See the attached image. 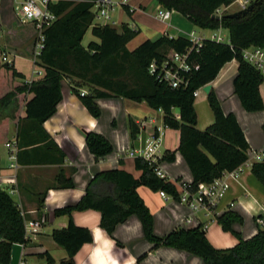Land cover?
Here are the masks:
<instances>
[{"label": "trees", "instance_id": "obj_1", "mask_svg": "<svg viewBox=\"0 0 264 264\" xmlns=\"http://www.w3.org/2000/svg\"><path fill=\"white\" fill-rule=\"evenodd\" d=\"M95 1L58 0L49 6L57 20L44 31V48L37 63L44 70L41 79L24 82L13 65H0V143L7 140L8 116L1 115L2 109H13L16 114L19 106L24 104L25 120L30 122L32 130L41 132L42 124L55 113L62 99V81L66 80L71 92L94 118L100 115L96 100L104 98L144 102L154 110H161L163 125L179 130L177 150L192 175L191 192H195L199 184H210L223 173L242 166L248 160L249 145L235 116L224 114L217 96L211 91L207 101L214 122L203 131L198 130L194 95L212 82L226 63L236 60L234 94L246 112L264 110L259 91L264 77L242 56V52L250 48L264 49V0L251 1L252 9L235 18L226 17L227 13L221 16L216 13L235 0H156L161 7L183 15L195 27L228 32L227 42L205 38L198 51H191L189 59L198 68L185 74L186 83L177 88L150 75L148 68L151 62L163 63L171 51L185 52L191 46L189 40L162 35L154 41L146 40L130 51L126 45L138 35V30L126 24L119 30L111 25H94L92 9ZM88 29L98 41H91L84 47L82 40ZM81 90H86V94L81 96ZM29 94L32 97L26 100ZM174 108L179 110V120L172 113ZM262 128L264 130V124ZM130 130V137L134 140L138 129L132 121ZM84 137L88 150L96 159L112 152L111 144L102 135L84 132ZM162 160L172 162L174 153H166ZM135 168L141 171L138 179L123 170L101 171L91 179L77 203L54 210L55 217L67 216L69 219L66 228L51 233L54 242L67 254L61 264H74L73 258L78 250L92 241L90 231L75 226L71 219L73 212L86 210L100 214V227L108 235L116 225L136 216L152 249L171 247L183 250L200 257L204 264H264V230L259 229L254 236L243 240L233 230L235 224H242V218L230 210L215 220L224 232L238 239V244L231 249L213 248L202 226L193 229L177 227L164 236H156L152 214L137 189L143 186L152 191H165L174 200H178V193L173 184L156 175L155 165L135 158ZM251 173L264 187V158L252 164ZM58 179L63 188L73 187L71 178ZM24 221L11 196L0 189L1 264L9 263L13 243L26 244ZM41 258L47 264L54 263L48 253H43Z\"/></svg>", "mask_w": 264, "mask_h": 264}, {"label": "crops", "instance_id": "obj_2", "mask_svg": "<svg viewBox=\"0 0 264 264\" xmlns=\"http://www.w3.org/2000/svg\"><path fill=\"white\" fill-rule=\"evenodd\" d=\"M244 1L235 0L220 10H228L234 5V11L229 14L238 12L242 10ZM20 2L0 0V65H13L24 82L36 81L32 75L31 55L35 34L31 24L19 21L17 9ZM111 2L114 5L109 11L110 23L107 24L118 30L123 24L138 30V35L126 45L130 51L144 41H154L162 35L187 38L194 32L191 29L195 26L176 11H173L169 21L158 20L156 11L161 6L156 0ZM127 14L131 16V23ZM93 24L99 23L94 21ZM198 36L209 38L212 35ZM237 69L236 60L226 63L212 82L196 91V128L203 131L214 122L207 101L208 94L213 91L224 114H233L242 129L249 145L248 160L236 170L235 179L229 173H223L220 180L228 182L229 188L208 208L192 211L165 191L166 197H162L161 190L139 187L137 193L152 214L156 236H164L177 227L193 229L202 226L213 248L231 249L238 244V239L224 232L215 220L229 210L242 218V224H235L233 230L243 240L262 229L256 223V218L264 221V187L252 175L251 167L258 162L254 154L264 150V110L249 113L242 108L233 89ZM81 91L86 93V90ZM259 91L264 103V80ZM61 95L55 113L42 124L41 132L32 130L30 122L25 120L24 104L19 106L16 114L13 109L1 110L2 116H8V122L7 140L0 143V176L13 179V183L3 185L2 189L11 196L25 220L36 221L46 217L45 223L27 239L26 244L11 245L8 264H47L41 258L43 253L50 255L53 264H61L67 254L54 242L51 233L66 228L69 219L67 216L55 217L54 210L77 203L88 183L101 171L123 170L138 179L141 171L135 168V158H140L142 151L151 143L156 145L154 159L166 177L164 181L173 184L179 195L184 191L183 185L190 189L192 175L177 150L179 130L163 125L161 110H154L144 102L104 98L96 100L100 115L94 118L71 92L66 80L62 81ZM31 97V94L27 95L26 100ZM172 113L179 120V110L174 108ZM130 121L138 129L134 140L130 137ZM84 132L102 135L111 144L112 152L96 159L86 146ZM6 143L16 145V168L10 167L8 156L11 151ZM166 153H174L172 162L162 160ZM59 177L71 178L73 187L63 188ZM10 190L13 192L10 193ZM71 219L75 226L88 229L92 238L75 254L74 264H112L113 260L116 264H204L200 257L183 250L171 247L152 249L136 216H130L125 222L116 225L111 235L100 227V214L97 211H75Z\"/></svg>", "mask_w": 264, "mask_h": 264}, {"label": "built area", "instance_id": "obj_3", "mask_svg": "<svg viewBox=\"0 0 264 264\" xmlns=\"http://www.w3.org/2000/svg\"><path fill=\"white\" fill-rule=\"evenodd\" d=\"M58 0H21L17 9V15L19 21L22 23L32 24L35 30L33 54H32V66H33V80H39L44 76V70L38 66L39 56L44 48L45 36L44 31L51 26L56 20L57 16L49 10L51 4L56 3ZM126 1V0H124ZM253 0H246L242 3V9H245ZM113 2L111 0H96L92 9L94 15V21H101L98 25H108L110 20L109 11L113 9ZM173 10H168L160 7L156 11V18L162 22L169 21ZM217 14L220 10L216 11ZM187 39L191 43L189 49L185 52L178 53L171 51L165 61L158 65L156 62H151L148 68L150 75L156 76L159 80L166 82L170 87L177 88L179 85L186 83L185 74L196 70L198 66L191 62L189 55L192 50L198 51L201 48L205 37H200L194 32H191ZM208 39L216 42H227L220 35H212ZM242 56L245 61L253 65L264 76V49L254 48L251 51L244 50ZM28 81L27 83H31ZM196 93V92H195ZM86 93L81 91L80 95L83 96ZM6 147L11 151L8 160L11 162L10 167L16 168V145L15 143H6ZM156 145H148L141 153L142 159L149 163V165H155L156 175L165 180L166 177L157 166L154 154ZM133 156V153H130ZM264 158V150L255 153L254 159L260 162ZM246 163V162H245ZM229 176L232 179L236 178V170L229 172ZM222 177V176H221ZM220 177V178H221ZM220 178L214 180L210 184H199L195 192H191L188 186L183 185L184 191L181 195L178 194V202L187 205L192 211L200 208H208L216 203V201L223 195V193L229 188V184L226 181H221ZM13 183V179H5L0 176V189L3 185ZM10 193L13 191L10 190ZM162 197H166L164 191H160ZM46 221L45 217L36 221H24L25 238L29 239L38 232L41 225ZM256 223L264 230V221L261 218H256ZM24 264V263H22Z\"/></svg>", "mask_w": 264, "mask_h": 264}, {"label": "rangeland", "instance_id": "obj_4", "mask_svg": "<svg viewBox=\"0 0 264 264\" xmlns=\"http://www.w3.org/2000/svg\"><path fill=\"white\" fill-rule=\"evenodd\" d=\"M233 11H234V5L231 8H229L228 10H225V9L224 10H220V13L218 14V16H221V15L226 14V13L229 14V12H233ZM152 14H154V12ZM127 19L129 21V23L132 22L131 16H129L128 14H127ZM97 22L99 23L101 21H97ZM108 22L110 23V21H108ZM191 31H194V33L196 35H202L203 34V35H205L207 37L210 36V35H213V34H217V35L219 34L225 40L228 39V32H227V30H224V29L221 30L220 32H218L216 30H202V29H200L198 27H194V28L191 29ZM91 41H98V40L92 36L91 29H88V31L86 32V34L84 35V38L82 40V45L85 47ZM30 68H31V66H30Z\"/></svg>", "mask_w": 264, "mask_h": 264}, {"label": "water", "instance_id": "obj_5", "mask_svg": "<svg viewBox=\"0 0 264 264\" xmlns=\"http://www.w3.org/2000/svg\"><path fill=\"white\" fill-rule=\"evenodd\" d=\"M251 9H252V5H248L245 9H242V10L235 12V13L228 14V15H226V17L235 18V17H238L240 15L248 13Z\"/></svg>", "mask_w": 264, "mask_h": 264}, {"label": "clouds", "instance_id": "obj_6", "mask_svg": "<svg viewBox=\"0 0 264 264\" xmlns=\"http://www.w3.org/2000/svg\"><path fill=\"white\" fill-rule=\"evenodd\" d=\"M112 264H116V261H115V260H113V261H112Z\"/></svg>", "mask_w": 264, "mask_h": 264}]
</instances>
